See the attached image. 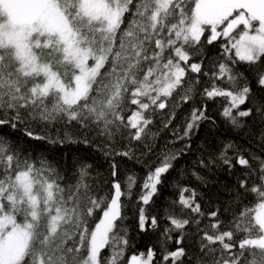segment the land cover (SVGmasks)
Wrapping results in <instances>:
<instances>
[{"label":"snow or ice","instance_id":"obj_1","mask_svg":"<svg viewBox=\"0 0 264 264\" xmlns=\"http://www.w3.org/2000/svg\"><path fill=\"white\" fill-rule=\"evenodd\" d=\"M0 264H264V0H0Z\"/></svg>","mask_w":264,"mask_h":264},{"label":"trees","instance_id":"obj_2","mask_svg":"<svg viewBox=\"0 0 264 264\" xmlns=\"http://www.w3.org/2000/svg\"><path fill=\"white\" fill-rule=\"evenodd\" d=\"M215 48L209 49V55H214L216 53ZM220 107H222V103L219 104ZM210 110L212 114H217V108L218 104L215 102H211L209 104ZM187 108V106H186ZM159 124L157 123L156 127L153 128V131L158 130ZM206 129H202L200 136L197 137L196 142H199V138L206 135ZM179 147V145H177ZM35 152L37 154H43L45 156H48L50 159H54L56 161L64 162L66 163L68 161V158L71 157L73 159L79 158V157H86L88 159V162L94 163L97 170L101 173H106L108 169V164L106 161L103 160L102 157L98 156L95 153L90 152L89 150H86L82 145H73L71 149L69 148H57L55 146H50L46 144H35ZM185 163V161H181V164ZM120 167L122 170V173H127L129 171H135L139 175L143 176L145 174V169L138 164L137 162L133 160H123L120 161ZM222 179H224L222 177ZM171 197V190L166 189L163 193V196L157 200L154 212L159 211L161 214L163 213V208L166 206V200ZM134 209L129 210L128 212V227L130 229V232L132 235L135 236V248L133 249L136 252H146L148 247L152 246L157 251H159L160 245L158 241V233H144V234H137L135 232H132L131 230L135 227V217L133 216ZM169 250H172L176 247L174 243H169ZM131 253H129L130 255ZM159 259V257H157Z\"/></svg>","mask_w":264,"mask_h":264}]
</instances>
